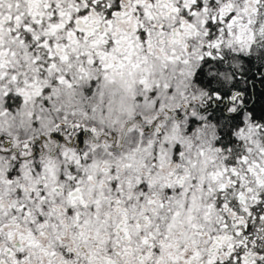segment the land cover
<instances>
[{"label": "snow or ice", "instance_id": "snow-or-ice-1", "mask_svg": "<svg viewBox=\"0 0 264 264\" xmlns=\"http://www.w3.org/2000/svg\"><path fill=\"white\" fill-rule=\"evenodd\" d=\"M0 264H264V0H0Z\"/></svg>", "mask_w": 264, "mask_h": 264}]
</instances>
